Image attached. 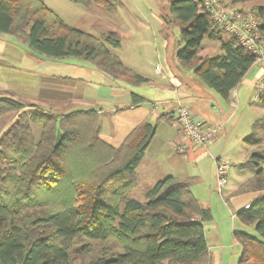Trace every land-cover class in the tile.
I'll return each mask as SVG.
<instances>
[{"label":"trees","instance_id":"obj_1","mask_svg":"<svg viewBox=\"0 0 264 264\" xmlns=\"http://www.w3.org/2000/svg\"><path fill=\"white\" fill-rule=\"evenodd\" d=\"M67 1L114 13L113 0ZM168 1V16L179 27L183 45L176 54L181 68L229 100L257 56L236 37L221 38L224 32L204 11L202 0ZM250 12L264 40V5L255 4ZM164 21L169 23L166 17ZM0 33L15 37L38 56L90 62L130 85L147 81L108 49L120 47L114 32L107 34L105 44L65 24L41 0H0ZM205 37L219 41V55L198 54ZM145 102L132 94L129 108ZM0 104L6 110L23 108L6 98ZM95 112L24 111L0 136V264H212L203 228L210 211L194 197L188 181L166 177L146 193V202L126 199L155 126L136 127L114 149L99 140ZM31 124L42 128L38 140ZM242 141L251 151L237 168L257 171L237 192L261 195L237 214L241 223L253 225L256 235L234 231L233 237L241 246L238 264H264V117ZM106 242L120 250L102 247L85 263L93 244Z\"/></svg>","mask_w":264,"mask_h":264},{"label":"rangeland","instance_id":"obj_2","mask_svg":"<svg viewBox=\"0 0 264 264\" xmlns=\"http://www.w3.org/2000/svg\"><path fill=\"white\" fill-rule=\"evenodd\" d=\"M42 2L47 6L51 7L62 19L65 23L70 26H75L80 28L81 31H85L93 35L95 38L104 41L107 39V33L114 32L119 37V48H111L108 49L116 55H119L120 58L137 71L149 78L150 82L159 81L162 78V75L165 73L168 75L177 74L176 70L181 69L183 73H185V77L189 78L193 81L194 85H199V88L202 86L208 89L193 73L190 71H186L181 68L179 60L176 57L177 51L183 47L181 43H179V27L172 22L171 17L169 18V1L168 0H113V10L114 13H109L107 11L102 10L99 6L98 13L102 17L97 18L96 11L86 12L85 8L78 5L68 2L67 0H42ZM224 5L225 8L232 9L238 12L248 11L250 12V8L255 4H263L264 0H251L246 1L244 3H235L232 4L229 0H223L220 2ZM90 7V8H91ZM89 9V8H87ZM102 11H101V10ZM52 11V12H53ZM56 14V15H57ZM57 15V16H58ZM95 15V16H93ZM164 17H166L169 21L168 24L165 23ZM224 32V31H223ZM229 37L228 33H222L221 38L226 39ZM221 53L220 43L218 40L209 39L205 37L202 42L200 49L198 50V54L201 56H216ZM90 63V62H89ZM258 64L259 62H255ZM254 63V64H255ZM264 63V62H262ZM92 64V63H90ZM94 65V64H92ZM158 66L163 74L157 75L155 71V67ZM255 69V65L252 67ZM133 69V70H134ZM134 70V71H135ZM253 75L255 71L251 72ZM252 76H248V78H243L244 81L250 80ZM264 75V74H262ZM261 75V76H262ZM260 76V77H261ZM15 78H21L22 75L19 72H15ZM259 77V78H260ZM242 80V82H243ZM258 81V80H257ZM242 82L238 85V87L244 86ZM155 84V83H153ZM114 88V86H113ZM127 88V87H126ZM133 92L137 94H142L146 98H149V95H153L154 88L150 85L144 83L136 86L128 87ZM115 89V88H114ZM112 90V89H111ZM117 90V89H115ZM102 92L109 93V89L106 91L100 90ZM114 91V90H112ZM111 91V92H112ZM174 92L177 93L175 90ZM264 90L262 91L263 94ZM82 94H85L82 90ZM80 93V94H81ZM127 93V94H125ZM120 93L123 96H113L111 101H106L104 103L105 106L110 107L114 104L121 105L123 104V100L125 97L129 99L128 92ZM251 94V95H250ZM113 95V94H112ZM250 95V97H249ZM248 97L245 99L242 98L240 101V108L235 106V110L238 111L239 120L235 125L226 124L217 125L219 127L218 135L220 136L215 141L206 144L205 146L197 147L199 149H203V151L199 152L197 157H195V161L193 159L186 160L179 157L176 152L178 151V146H175V150L173 148V144L175 142H179L182 136L177 133V128L174 125L173 127L165 122H160V126H158L157 133L155 134L150 146L148 145L146 154L143 158V165L140 170L138 168L135 172V182L132 188L127 192L126 199H134L140 203L146 202V193L154 186H151L150 183L152 178H157L158 176L166 173H171L176 176V178L180 180H186L185 177L188 178H201L202 182L199 185H193L191 188L192 193L196 192L200 194V190L206 191L205 188H208L211 185V182L216 184V167L217 164L225 163L228 165L226 171V184L222 188V191H227L228 189L243 185L244 181L243 177L249 176L251 173L255 174L257 169L251 168L252 170L244 169L243 172H239L236 169L238 164L242 163L244 160L248 158V155L251 151L247 145L242 142V136L244 133L252 130V125L256 120L262 119L264 117V106H260L258 103L252 104V96L253 90L250 91ZM154 96V95H153ZM10 99L22 105L20 111L16 110H6L5 107L1 108L0 106V136L8 130V128L14 124L15 120L19 117L21 112L27 111L31 113L32 111H44L54 115H67L72 111H78L75 108H79L77 106H72L71 104L67 105H57V104H42L35 102H25L23 100H18V98H12L10 96H0V99ZM151 100V99H149ZM224 100V99H223ZM250 100V101H249ZM225 101V100H224ZM251 102V103H250ZM176 111L180 105L179 100H176ZM255 105H258L256 107ZM99 106V105H98ZM151 108L155 109L157 106L156 102L151 103ZM190 110L188 104H185ZM105 108V107H102ZM124 108V107H123ZM123 108H119L123 109ZM201 108V106H200ZM95 110V114L97 115L98 122L100 123V115L101 108H93ZM191 111V110H190ZM176 114V112H175ZM173 114V115H175ZM165 117H168L165 115ZM194 118V117H193ZM168 119V118H166ZM196 121V120H195ZM154 123V122H152ZM140 124L136 127L144 125ZM205 125V123H202ZM210 125V124H209ZM96 126V123H95ZM213 128L217 127L214 125ZM135 127V128H136ZM178 127V125H177ZM134 128V129H135ZM133 129V130H134ZM41 126L31 124L32 135L35 137V140H38L41 134ZM132 130V131H133ZM131 131V132H132ZM250 134V133H249ZM128 136V135H127ZM99 140L106 143L111 147L110 144L102 140L98 134ZM126 139V138H125ZM124 139V140H125ZM123 140V142H124ZM174 140V141H172ZM171 141V142H170ZM188 141V140H187ZM122 142V143H123ZM121 143V144H122ZM189 143V141H188ZM120 144V145H121ZM119 145V146H120ZM113 147L114 149L119 148ZM187 146H193L190 143ZM185 151V145L184 150ZM176 155V157H175ZM218 158V160H217ZM149 173H148V171ZM237 173L240 175L238 176ZM251 177V176H250ZM188 181V180H186ZM158 182V181H157ZM189 182V181H188ZM194 182V181H193ZM213 185L211 186V188ZM211 190V189H210ZM241 194L240 192H235L234 194ZM223 209H217L214 207L213 215L215 216L216 226L215 231L212 229H208L207 236L210 240H215L216 238L221 242V233L223 237V243L228 241V232L226 227V222L229 227L230 240L229 250L223 253L222 257H220L216 251L213 253V257L215 258V264H237L236 254L238 253V245L236 240L231 233V229L237 228L236 226L239 224H235L234 222H239L240 220L234 215V218H231V209L224 205L223 201ZM124 206V201L120 203L119 210H122ZM221 206V203H220ZM222 207V206H221ZM227 212L226 220L224 216L220 217L222 213ZM234 219V221H233ZM233 221V223H232ZM208 226H212L208 224ZM220 230V233H218ZM248 233L256 235L253 225H246V230ZM232 236V238H231ZM207 238V237H206ZM111 242H106L102 246L99 244H93L94 250L91 251L88 255H86L83 259H85V263L88 262V259H91L93 254L97 252L102 247H109L107 250L109 251H118L120 250L117 245L110 244ZM241 254V252H240Z\"/></svg>","mask_w":264,"mask_h":264},{"label":"crops","instance_id":"obj_3","mask_svg":"<svg viewBox=\"0 0 264 264\" xmlns=\"http://www.w3.org/2000/svg\"><path fill=\"white\" fill-rule=\"evenodd\" d=\"M47 7L49 9H52L49 6ZM97 8L99 7L93 6L89 9L85 8V11L90 12L91 14V12L94 10L96 11V15H98L96 17L100 18L102 16L99 14L102 13H98L99 11ZM53 12L57 14L55 11ZM70 27L81 31L80 28H77L75 26ZM82 32L86 33L83 30ZM117 56L120 58L119 55ZM120 60L126 67L130 68L131 70L134 69L124 63L121 58ZM253 65H255V69L252 68ZM253 65L246 73L244 80L248 78V76H252L253 74L251 72L255 71L253 77L248 81L243 80L242 84L244 86H237L231 92L230 98L227 101H224L215 91L211 89H206L202 86L199 88L198 84H196L195 86L192 80L185 77V73H183L181 69L176 70L177 74L173 73L172 75L168 76L165 73L163 74L161 69L160 72H157L155 69L157 75L163 74L162 78L159 81L155 82H150L149 78L137 71L138 75L147 80L145 83L154 88V96L149 95V98H146L145 96H142V94H137L131 90L128 91V89H130L128 87L131 86L130 84H126L123 81L113 80L89 62H85L76 58L52 59L38 56L34 52H32L24 43L20 42L15 37L5 33H0V96L8 95L12 98H18V100L21 99L25 102H35L46 105L71 104L72 106L79 107L75 108L76 110L101 108L100 112L102 115H100L99 136L102 140L110 144L111 147L119 146L136 126L143 123H148L152 126H155V134L157 133L158 126H160L161 124L160 122L168 123L172 127L176 125L175 127L177 128V133L179 134L177 122L174 118L175 115H173L176 112V100H179L180 104L185 103L190 105L189 108L191 110L192 116L194 117L193 119L196 121L205 123L206 125L210 124L215 126L224 125V122H226V124L235 125L239 120L238 111L234 109L235 106L238 107V109L240 108L241 99H245L246 96L248 97L250 91L252 92V90H254L255 84L259 77L264 74V63L259 62L258 64L255 63ZM15 72H19L22 77L15 78ZM134 72L136 73V70ZM113 86L117 90H115ZM107 89H109V93L100 91H106ZM111 89L114 91H112ZM82 90L85 94L81 93ZM175 90L177 91V93L174 92ZM125 92H128L129 99L125 97V99L123 100V104H114L110 107L104 105L106 101H111L113 96H123L120 93ZM132 94L138 95L139 97L146 100V102L134 108H129ZM152 102L157 103L155 109H152L150 106ZM254 103H259L260 106H264V92L263 94H261L259 101L253 102L252 104L254 105ZM255 106L259 108L258 105ZM119 108L123 109L119 110ZM160 115H167L168 119L165 118L159 120L158 118ZM218 132L211 142L220 137L219 135L221 133L218 135ZM249 133L250 131L244 133L242 136V140L246 136H248ZM187 144L189 143L185 137L181 138L179 142H175L173 144L174 150L175 146L185 145L184 153H178L176 151L175 153L180 155L179 157H181L182 159H193L195 161V157H197L199 152L203 151V149L197 148L200 146L193 147L187 146ZM146 151L144 153V156L146 154ZM143 162L144 161L142 159L137 167L138 171L143 165ZM244 169L252 170L251 168ZM244 169L238 170L239 172H243ZM237 175L240 176L238 173ZM253 175L254 174L251 173L249 176L243 177V180H240V182H245L250 178V176ZM170 176L176 177L171 173L162 174L161 171L160 176L154 178V180L152 178L150 185L153 186L157 181ZM185 178L189 181L190 189L193 187V185H199L202 182L201 178L199 177H197L196 179H190L188 177ZM239 184L241 183H238V186L232 187L227 191H222V189H218L215 183L213 184L211 182V185H209L208 188H205V192L200 190V194H198L197 192L196 194L195 192L192 193L197 201L201 205L208 207L210 211V220L203 223V228L204 238L206 241V246L208 248V254L212 260V264H215V258L213 257L214 251H216V253L220 257H222L223 253L229 250V246H227V244L230 243V233L227 222L226 227L228 232V241L226 243H223L222 241V233L221 242L217 238L215 240L208 239V229H212L215 231L214 228L216 226L215 216L213 215L214 207L216 206L217 209H223V201L224 205L227 206L228 209L230 207L231 218H234V215L237 216L239 211L248 208L252 201L257 196L261 195V192L257 193L253 191H244L241 194L236 193L235 195L234 193L238 191L237 188L239 187ZM212 185L213 187L211 188ZM220 203L222 207L220 206ZM219 213H222L220 217L224 216L226 220L227 212L219 211ZM208 224L212 226H208ZM235 224H239V226H236ZM234 225L237 228L233 227L231 229L232 234L234 231L247 232L245 231L246 225H244L240 221L234 222ZM218 233H220V230ZM237 245L238 253L236 254V259L238 263L241 256V246L240 244H238V242ZM230 253L232 252L230 251Z\"/></svg>","mask_w":264,"mask_h":264},{"label":"built area","instance_id":"obj_4","mask_svg":"<svg viewBox=\"0 0 264 264\" xmlns=\"http://www.w3.org/2000/svg\"><path fill=\"white\" fill-rule=\"evenodd\" d=\"M204 11L214 20L220 29L238 39L244 49L257 56L258 62H264V40L262 39L257 27L258 23L253 14L248 11L238 12L225 8L219 0H202ZM156 71L160 68L156 66ZM264 90V75L255 84L252 102L260 99ZM175 121L178 125V132L184 136L191 145L205 146L210 143L219 131V127L203 125L202 122L193 119L191 111L185 105H180L175 114ZM178 151L183 152L184 145L178 146ZM228 165L225 163L217 164L216 185L222 189L226 184V171ZM238 264V263H237Z\"/></svg>","mask_w":264,"mask_h":264}]
</instances>
